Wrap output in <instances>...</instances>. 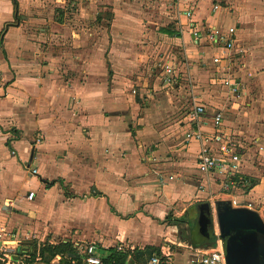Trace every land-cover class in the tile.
I'll list each match as a JSON object with an SVG mask.
<instances>
[{
	"label": "crops",
	"instance_id": "1",
	"mask_svg": "<svg viewBox=\"0 0 264 264\" xmlns=\"http://www.w3.org/2000/svg\"><path fill=\"white\" fill-rule=\"evenodd\" d=\"M188 1L167 6L171 13L176 8L180 11L176 25L181 37L153 31L152 40H191L194 47L210 48L213 58L219 48L205 41L195 44L192 30L205 33L213 27H236L231 55L221 64H212L219 67L215 68L219 85L226 77L224 67L231 64L234 53L239 54L238 48L246 51L242 60L248 67L260 71L247 79L245 88L240 79L237 92L227 88L232 101L205 99L202 128L211 131V118L220 110L222 131L244 147L242 173L228 189L227 179L217 172L198 171L199 146L187 144L185 134L191 124L187 115L177 113L179 103L168 97L141 106L140 99H152L150 92L142 88L140 99L128 93L129 76L138 69L135 60L144 56L143 45L136 42L144 35L143 19L114 20L109 30H102L94 17L114 6L112 0H74L77 13L72 25L62 16L45 17L54 8L67 9V0H17L18 15L13 0H0V226L16 231L14 250L27 247L18 246L21 233L24 237L38 234L36 239L50 243L72 241L77 250L78 245L88 244L119 250L168 243L184 246L192 230L183 241L178 224L184 223L182 218L195 206L202 232L194 237L201 244L190 246L197 253L198 248L214 243L206 240L209 235L199 224V206L204 204L199 202L208 187L212 193L223 191L220 195L226 202L235 200L241 204L237 207L255 210L263 217L264 169L257 170L256 161L250 163L247 156L253 149L249 147L251 136L264 148V22L252 21L239 28L230 16L227 23L221 7L215 11L218 14L207 8L201 13L193 11L195 6ZM163 10L166 8H160V13ZM188 10L190 18L185 15ZM146 23L160 25L151 19ZM187 60L191 63L189 56ZM168 109L172 111L164 113ZM34 132L40 137L35 156L29 152ZM261 154L264 166V152ZM33 162L36 174L31 172ZM49 166L56 170L55 175ZM54 180L57 182L49 186ZM35 187L42 191L40 205L34 204L37 193L33 200L27 199L29 192H36ZM20 193H25L23 200L30 204L29 210L21 205ZM4 206L9 213L3 211ZM175 219L182 221L176 224ZM57 237L60 241L56 242ZM160 249L166 258L159 257L161 263L169 264L165 247Z\"/></svg>",
	"mask_w": 264,
	"mask_h": 264
},
{
	"label": "rangeland",
	"instance_id": "2",
	"mask_svg": "<svg viewBox=\"0 0 264 264\" xmlns=\"http://www.w3.org/2000/svg\"><path fill=\"white\" fill-rule=\"evenodd\" d=\"M73 1L74 0H67V9L54 8L52 9V14L45 15V17L47 19L51 17L59 19L62 16L63 18L65 17L70 25H72L73 22H75L74 18H76L75 14L77 13V6H73ZM111 3H115V5L108 6V10L102 12V15L100 17H94L96 18V20L97 18L99 20L98 23L95 24H99V27L103 26V28H101L102 30H109L110 25L114 20L122 21L124 19L138 18L143 19L144 21V35H140L136 41L139 42L138 45H143L142 50L144 52V56L135 60L138 64V69L136 73L129 76V81H127L128 93L132 96H137L140 99V95L143 92L142 88L148 90V92H150L148 94L153 96L152 99L145 97L147 98L145 102H142V99H140L141 106L145 103L151 102L153 99L161 101V99L164 100L165 98L167 100L169 97L173 100L174 104L179 103L177 113H181L182 115L186 116L189 110L194 106L196 100L205 102V99L208 98L209 100L214 102L217 98L222 97L224 99H231L232 101L230 94L231 90L227 89L228 87L226 86L224 87L223 85H219L217 81L215 68L219 67H215L212 65V52L210 48L200 45L194 47V44L191 42V40L190 42L189 40L188 42L178 40L174 43H165L163 40L155 41L152 40V36L150 37V34L152 35L153 31H155L156 33L170 35L171 38L181 37V35L179 34L180 30L177 29L178 25H176L178 22L177 18L179 17L180 11L176 8V11L174 12L172 9L171 13L170 9H167V6L169 5L175 6L177 4V0H170L169 3L166 0H112ZM131 4L134 6L133 9H124V6L130 7ZM188 4H190L191 6H195L193 11L196 10L201 13H206L207 10H210V12L213 10V12H215V10L213 9L214 6L220 5L219 7L223 9L222 12H224V15L228 16L227 23L230 22L231 18L232 23L237 22L239 28L242 27L245 23L252 21L261 20L264 22V0H189ZM115 7H117L116 11L112 12L111 9H114ZM160 8H166V10H163L161 11L162 13H160ZM215 14H218V12H215ZM148 19L157 20L158 22H160V25H147L146 21ZM99 27L95 26V30H97V32H100L99 30H101L99 29ZM134 34L136 35L137 32H134ZM176 42L178 43L176 44ZM196 50L199 51V54L194 53ZM238 50H240L239 54L237 56L235 55V53L234 55H232L234 56V59L232 58V62L229 66L227 65L226 68L224 67L223 73H225L224 75L226 76L224 78H227L228 80H231L233 82H236L238 79H240L241 81L244 80L245 88V84L248 83L247 79L256 77L260 71H252V69L248 67V64H246V61L242 60V56L246 54V51L244 52L243 47L238 48ZM158 53L159 55H157ZM188 56L191 60V63H188ZM167 63H172L173 66H175L176 73L180 72L178 77H174L171 80V83H167L164 76V66ZM244 69H246V72ZM155 86L157 91H154ZM166 93H168L169 96ZM171 111L172 109H168L164 113L168 114ZM253 138L255 139V136H251V144H249L248 142V144L250 145L249 147H252L253 149L248 154L247 159L250 163L253 162V160L256 161L257 170H260L261 168L264 169V166L261 164L262 161L259 160V158H263L261 152H264V150L260 149L262 146L258 145L259 143H257ZM39 140L40 137L38 136V132H34L31 134L29 140V152L33 153V156L38 153L35 146L38 144ZM35 165L36 162H33L31 168ZM49 169L51 170L53 175L57 173L56 170L51 169L50 166ZM31 179L35 184L34 177H32ZM203 189L206 188L203 187ZM207 189L208 190L205 191L199 203H210L215 219L213 223V229L214 232H217L219 228L216 224V202L226 200L222 199L225 196L223 197L220 195L221 193H224L223 191L219 193L215 191L216 193H212L211 188L208 187ZM32 191L35 192V190ZM36 193L37 197L34 201V204L40 205L43 200L42 191H38L36 188L35 195ZM24 195L25 193H20V197L22 199L21 205L23 204L24 207L29 210L30 204H28L27 201V203L24 204ZM20 212L22 211H17V213L21 214ZM35 212L37 213V215H39L40 213V211L38 210ZM197 217L198 209L194 206L184 215V218H182L184 220V223L178 224L179 235L182 236V240L191 236V230L194 229L195 231H198V223L196 221ZM262 219L264 220V214ZM4 231L5 234L9 231L12 233L16 232L11 228L8 230L4 228ZM18 231L20 232V230ZM0 233L2 232L0 231ZM35 235L30 234L29 237H24V235L21 233L18 237V246H27L26 248L23 247V249L27 250V255H31V253L33 252L34 242L39 243L46 240L42 239L43 241H41L40 239H36L34 237ZM5 237L9 238V236L7 235ZM58 238L59 237H57V239ZM195 239L199 241V238L195 237ZM55 241L57 242L60 240L58 239ZM168 244L169 246L160 247H165V252L169 257V264H188V260L192 256L191 251H193L192 246H190L191 244L188 243V240L185 241V244L182 243L184 246L179 245V243L177 245L171 243ZM12 246H15L14 243ZM124 247L125 249H130L131 246ZM0 257H2V253H0ZM27 257L28 256H25L22 250H14V264H23V262L28 259ZM44 258L46 257H43L41 259L36 258L31 261V264H46Z\"/></svg>",
	"mask_w": 264,
	"mask_h": 264
},
{
	"label": "built area",
	"instance_id": "3",
	"mask_svg": "<svg viewBox=\"0 0 264 264\" xmlns=\"http://www.w3.org/2000/svg\"><path fill=\"white\" fill-rule=\"evenodd\" d=\"M215 11L219 9L216 5L213 8ZM185 15L190 18L192 12L190 10L185 12ZM192 40L195 44H200L203 41L218 47L220 52L213 56V64H221L226 58H229L234 50L236 43V27H229L226 30L218 29L216 27L208 29L205 33L201 31L192 30ZM179 73L175 72V66L168 63L164 66V76L167 83H171L174 77H178ZM222 84L230 88L233 92L238 91V84L227 78H224ZM206 103L201 100H196L194 106L187 113L188 120L191 124L190 130L185 134L187 144L196 142L199 146L196 156V166L199 172L204 174L218 173L227 179L225 189L234 185L233 178L242 173L243 157L245 155L244 147L234 139V137L227 136L222 131L224 115L222 111H217L211 118V131H205L202 127L204 125L203 117L206 116ZM264 150L263 147L260 148ZM32 174H36L37 170L32 168ZM35 193L29 192L28 200H33ZM233 206H241L237 201L232 202ZM247 207H251L247 204ZM0 252L5 253L0 257V261L4 264H14V249L16 235L12 232L5 234L4 228H0ZM4 235V236H3ZM9 236L6 238L5 236ZM216 240L208 250L204 252H192L188 264H228L225 249L223 247L219 230L215 232ZM5 241V242H4ZM11 245V246H9ZM25 256L27 250L21 248ZM78 251L84 255L83 264H101L99 257V248L94 244L87 246H79ZM150 264H161L159 257H153Z\"/></svg>",
	"mask_w": 264,
	"mask_h": 264
},
{
	"label": "water",
	"instance_id": "4",
	"mask_svg": "<svg viewBox=\"0 0 264 264\" xmlns=\"http://www.w3.org/2000/svg\"><path fill=\"white\" fill-rule=\"evenodd\" d=\"M199 210V224L209 235L208 224H213L215 220L213 209L209 203H204L199 206ZM3 211L9 213V207L4 206ZM216 224L221 236L233 232L240 237V241H234L236 237L232 236V244L227 246L228 264H263L258 254L262 246L255 244L257 235H264V220L257 211L246 207H233L230 202L217 201Z\"/></svg>",
	"mask_w": 264,
	"mask_h": 264
},
{
	"label": "trees",
	"instance_id": "5",
	"mask_svg": "<svg viewBox=\"0 0 264 264\" xmlns=\"http://www.w3.org/2000/svg\"><path fill=\"white\" fill-rule=\"evenodd\" d=\"M15 7V14L18 15V3L17 0H13ZM57 181H51L49 186H53ZM176 224L182 220L175 219ZM210 233L212 235L209 243H213L216 240L213 225L211 223ZM194 229L192 230V236L189 243L193 247H199L201 244L194 237ZM32 250V249H31ZM102 250V251H101ZM77 246L72 241H61L59 243H50L45 241L38 244L34 242L33 252L25 260V263L31 264L36 258H44L46 264H83L84 255L77 252ZM154 256L160 257L162 261H166V258L161 254L160 246L147 245L144 248L135 247L134 249L119 250L117 247H110L108 249L99 248V257L101 264H148L150 259ZM30 257V258H29ZM57 263H53L52 260L58 258ZM161 264H166L162 262Z\"/></svg>",
	"mask_w": 264,
	"mask_h": 264
},
{
	"label": "flooded vegetation",
	"instance_id": "6",
	"mask_svg": "<svg viewBox=\"0 0 264 264\" xmlns=\"http://www.w3.org/2000/svg\"><path fill=\"white\" fill-rule=\"evenodd\" d=\"M208 227H209V230H210L211 223L208 224ZM196 232L198 234H200L202 232L200 226L198 227V231H196ZM219 235L221 237V241H222L223 247L225 249L226 257H227V246H231V244H232V240H231L232 236L236 237L235 239H233L234 241H240V237L237 236L233 232L225 234L224 236H221V232L219 231ZM205 236H206V234H205ZM211 238H212V235H211V233L209 231V236H206V240L210 241ZM255 246H262V249H260V252H258V254H260V258H261V260L263 261V264H264V235L263 234H258L257 235V243L255 244Z\"/></svg>",
	"mask_w": 264,
	"mask_h": 264
},
{
	"label": "bare ground",
	"instance_id": "7",
	"mask_svg": "<svg viewBox=\"0 0 264 264\" xmlns=\"http://www.w3.org/2000/svg\"><path fill=\"white\" fill-rule=\"evenodd\" d=\"M210 246H203L202 248H198L196 251L198 254H200L199 252H204L205 250H208Z\"/></svg>",
	"mask_w": 264,
	"mask_h": 264
}]
</instances>
